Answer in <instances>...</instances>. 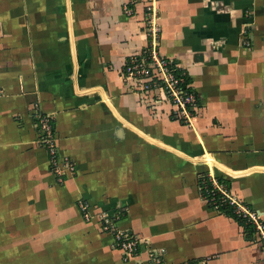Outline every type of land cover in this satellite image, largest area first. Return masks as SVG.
Listing matches in <instances>:
<instances>
[{"label":"crops","instance_id":"crops-1","mask_svg":"<svg viewBox=\"0 0 264 264\" xmlns=\"http://www.w3.org/2000/svg\"><path fill=\"white\" fill-rule=\"evenodd\" d=\"M128 2L0 0V264H151L149 248L163 264H264L252 228L199 184L211 174L264 223V0H156L158 53L197 99L187 121L122 76L148 45ZM37 113L76 165L62 183ZM101 214L141 239L136 257Z\"/></svg>","mask_w":264,"mask_h":264},{"label":"built area","instance_id":"built-area-1","mask_svg":"<svg viewBox=\"0 0 264 264\" xmlns=\"http://www.w3.org/2000/svg\"><path fill=\"white\" fill-rule=\"evenodd\" d=\"M143 3V15L148 40L146 50L138 55H132L125 63L123 78L132 82L136 92L149 93L157 91L172 105V116L178 119L188 120L191 110L196 106V96L185 84V71L158 53V38L160 25L158 23V8L156 0H129L123 4L122 12L131 16L134 6ZM38 127L37 143L46 150L49 169L58 183L65 178L76 174V165L67 156H60L57 151V137L51 124V118L47 114L35 115ZM208 180L202 177L200 192L203 199L215 210L231 209V212L240 220L253 228L256 242L260 244L264 254V223L259 216L249 210L244 202L231 193L224 184L217 182L211 174ZM210 184V185H209ZM79 210L86 221H89V205L87 202L78 203ZM101 227L109 231L113 236V245L121 251L124 260L136 257L139 254L141 239L127 229H121L116 225V220L111 221L101 214ZM147 260L151 264H163L161 252L155 248L147 249Z\"/></svg>","mask_w":264,"mask_h":264},{"label":"trees","instance_id":"trees-1","mask_svg":"<svg viewBox=\"0 0 264 264\" xmlns=\"http://www.w3.org/2000/svg\"><path fill=\"white\" fill-rule=\"evenodd\" d=\"M185 75H186V72H185ZM187 83V80H186V78H185V84ZM196 101H197V99H196ZM193 111V110H192ZM191 111V116L193 115V112ZM181 122H183V120H180ZM203 174H205V173H203ZM202 177H205L204 175L202 176ZM219 180H220V178H219ZM200 184V183H199ZM210 185V184H209ZM224 211H231V209L230 208H227V209H225ZM252 228V227H251ZM251 230V229H250ZM252 231H253V228H252Z\"/></svg>","mask_w":264,"mask_h":264}]
</instances>
